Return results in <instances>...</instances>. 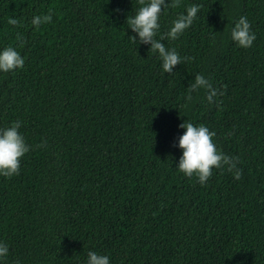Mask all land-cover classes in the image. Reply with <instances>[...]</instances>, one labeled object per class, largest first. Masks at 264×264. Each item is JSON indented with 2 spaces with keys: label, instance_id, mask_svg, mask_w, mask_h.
<instances>
[{
  "label": "trees",
  "instance_id": "1",
  "mask_svg": "<svg viewBox=\"0 0 264 264\" xmlns=\"http://www.w3.org/2000/svg\"><path fill=\"white\" fill-rule=\"evenodd\" d=\"M192 3L197 19L168 40ZM140 6L0 0V47L25 61L0 73V128L20 121L30 146L19 174L0 176L5 264H85L88 251L110 264H264V0L167 7L155 38L190 58L171 73L130 38ZM241 16L256 35L248 49L230 38ZM197 74L217 92L211 103L189 88ZM185 121L215 133L240 179L225 166L201 185L176 170Z\"/></svg>",
  "mask_w": 264,
  "mask_h": 264
},
{
  "label": "clouds",
  "instance_id": "2",
  "mask_svg": "<svg viewBox=\"0 0 264 264\" xmlns=\"http://www.w3.org/2000/svg\"><path fill=\"white\" fill-rule=\"evenodd\" d=\"M179 0H140L141 6L136 10L133 16H129L127 24L136 34L130 37L133 42L138 44L150 45V51L153 52L161 64L162 72L171 73L176 65L181 64L188 57H181L174 48H167L162 39H156L160 29V17L167 7H177ZM163 8V11H162ZM201 5L192 3L187 6L185 12L180 13L171 23L165 36L168 40H176L184 31L191 27L193 21L197 19ZM53 21L51 10L47 13L34 15L31 19V25L39 28L43 24ZM9 23L16 25L14 18L9 19ZM231 40L237 47L248 49L253 45L256 39L252 31L251 24L246 16H241L235 22L230 33ZM25 61L16 47L8 45L0 47V73L13 72L21 69ZM191 91L206 89L208 95L206 99L209 103L217 92L212 88L203 75L197 74L195 81L189 86ZM191 91L187 96L191 100ZM222 94V93H221ZM20 121H13L8 127L0 128V176L10 178L19 174L21 159L30 151V146L25 142L19 129ZM184 129L179 137L178 147L182 150L176 170L185 177H195L197 182L204 185L212 175L213 169L227 167L229 172H233V178L238 180L241 176V170L237 168L235 158L225 155L218 150L213 142L214 132H211L204 124H193L185 121L180 124ZM9 255V246L0 241V264H5ZM85 264H110V258L107 254L88 251Z\"/></svg>",
  "mask_w": 264,
  "mask_h": 264
}]
</instances>
